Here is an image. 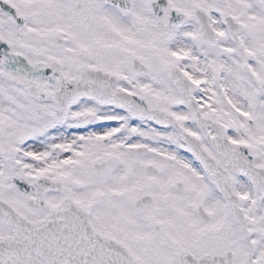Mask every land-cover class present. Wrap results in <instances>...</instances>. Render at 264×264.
Returning a JSON list of instances; mask_svg holds the SVG:
<instances>
[{
	"label": "snow or ice",
	"instance_id": "6c2138e0",
	"mask_svg": "<svg viewBox=\"0 0 264 264\" xmlns=\"http://www.w3.org/2000/svg\"><path fill=\"white\" fill-rule=\"evenodd\" d=\"M0 264H264V0H0Z\"/></svg>",
	"mask_w": 264,
	"mask_h": 264
}]
</instances>
